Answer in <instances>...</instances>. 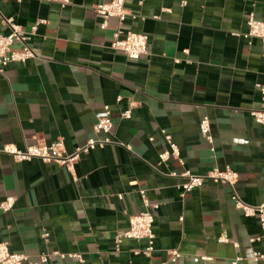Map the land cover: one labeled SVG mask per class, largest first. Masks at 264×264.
<instances>
[{"label":"crops","instance_id":"crops-1","mask_svg":"<svg viewBox=\"0 0 264 264\" xmlns=\"http://www.w3.org/2000/svg\"><path fill=\"white\" fill-rule=\"evenodd\" d=\"M69 1L0 0V34L11 33L12 19L34 53L0 73V204L16 201L0 209V242L29 262L59 254L46 264H163L174 250L176 264H264L253 259L264 254V241H252L262 236L259 220L235 208L228 185L207 181L182 196L184 180L173 175L230 166L239 198L264 204V128L250 114L262 102L264 46L244 37L251 15L264 19V0H126L122 29L149 38L137 60L111 49L118 22L104 28L95 12L112 0ZM22 48L15 41L12 51ZM106 107L110 143L82 155L73 175L2 152L62 140L70 154L97 138ZM204 117L212 144L200 132ZM163 130L179 159L160 160L169 151ZM146 210L155 218L150 258L134 255L145 242L115 241Z\"/></svg>","mask_w":264,"mask_h":264},{"label":"built area","instance_id":"built-area-1","mask_svg":"<svg viewBox=\"0 0 264 264\" xmlns=\"http://www.w3.org/2000/svg\"><path fill=\"white\" fill-rule=\"evenodd\" d=\"M49 2L56 1L59 2L62 7H65L70 3L69 0H47ZM126 0H112L108 4H103L96 6L95 12L102 17L103 27L106 28L109 20L115 19L118 22V29L114 34V39L111 43V49L114 52H121L125 54L128 58L137 60L143 56L148 55L149 51V38L147 35L142 33H136L132 31H124L122 29L124 22L126 21L129 12L125 7ZM11 33L9 35L0 34V73L4 72V69L11 63L23 64L29 59L34 57V53L26 44L27 37L22 32V30L16 26L12 19L5 20ZM248 32L244 35L246 39H258L262 42L264 46V19L256 20L253 15L250 16L248 22ZM35 30V29H34ZM15 41H19L23 44V48L20 52H13L12 46ZM264 52V50H263ZM264 55V53H263ZM262 94V102L258 109L250 111L251 116L255 122L264 128V86H258ZM131 109L123 112L121 117L123 119L131 118ZM113 122L111 120V109L106 107L104 115L101 116L95 126L94 132L97 138L89 140L85 146L76 148L72 153H67L65 149L64 142L58 140L51 144H45L38 142L36 145L28 146L25 150H19L14 145L6 146L2 152L11 156L15 162L23 163L29 162L34 159H38L44 163H54L62 168H65L72 175L74 174L76 165L80 161L82 155L88 154L91 151L104 147L110 143V136L112 135ZM200 132L202 137L209 142L213 143V138L211 135V124L208 117H204L200 124ZM162 135L166 143L169 146V151H165L160 156L162 162H167L170 158L179 159V149L177 145L173 142L171 135L166 131H162ZM180 163L183 164L182 160ZM175 177H179L184 180V182L179 186L181 195L192 192L193 190L199 188L207 181H212L216 184H226L232 191V201L237 210L241 211L247 218H258L260 228L262 231V236L253 239L252 241L262 240L264 241V204L259 206H251L243 202L235 191V187L239 180V174L230 166H226L223 170L215 169L208 172L205 175H196L190 170H185L180 174H173ZM142 199L145 206L148 208L150 206L145 193L142 192ZM14 198H7L4 202L0 204V209L3 212L11 211L15 206ZM154 215L150 211H144L138 215L131 216L129 219L128 230L117 236L116 244L117 247L123 242V240H132L136 242H145L146 247L143 250L134 251L135 256L144 255L150 258L155 251V234H154ZM47 236V235H46ZM222 242H228L227 238H222ZM59 255L58 253L42 254L39 256L37 262H29L28 257L24 254L11 253L9 250V245L7 243L0 242V264H46L50 261L53 256ZM62 258L64 256L61 255ZM79 260H82L80 255H72ZM181 258V253L179 250H174L172 252L171 258L163 264H176V262ZM204 261L210 260V258H201ZM253 259L255 261L264 262V254L256 253ZM233 264H244L241 258L236 259Z\"/></svg>","mask_w":264,"mask_h":264}]
</instances>
